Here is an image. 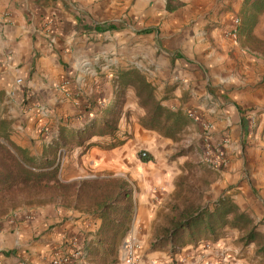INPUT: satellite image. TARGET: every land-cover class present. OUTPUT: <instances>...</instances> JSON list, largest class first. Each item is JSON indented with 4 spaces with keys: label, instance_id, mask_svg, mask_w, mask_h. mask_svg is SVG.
<instances>
[{
    "label": "crops",
    "instance_id": "1",
    "mask_svg": "<svg viewBox=\"0 0 264 264\" xmlns=\"http://www.w3.org/2000/svg\"><path fill=\"white\" fill-rule=\"evenodd\" d=\"M83 1L0 0V109L20 111L0 113V137L32 158L61 160L69 182L129 178L132 235L168 239L180 224L177 244L186 240L175 258L167 246L155 248L146 264H264V241H257L264 239L257 227L264 222V0H196L194 9H215L210 26L178 24L161 38L113 29L107 43L98 21L103 8L96 17ZM134 7L133 17L150 15ZM233 14L241 17L236 37ZM123 61L154 65L146 70L164 105L189 111L198 126L215 125L212 139L229 140L227 168L203 159L201 167L196 152L179 153L172 138L125 115L113 136L92 135L72 154H46L49 145L108 118ZM142 152L151 159H138ZM24 220L13 232L0 231V264H49L64 238L85 242L101 225L55 205Z\"/></svg>",
    "mask_w": 264,
    "mask_h": 264
},
{
    "label": "rangeland",
    "instance_id": "2",
    "mask_svg": "<svg viewBox=\"0 0 264 264\" xmlns=\"http://www.w3.org/2000/svg\"><path fill=\"white\" fill-rule=\"evenodd\" d=\"M195 1L196 0H84L83 6L84 3H86L89 8H93L92 14L96 17L98 16L96 14L97 10H100V7L103 8L101 16L99 14L98 21L100 26H102V29H104L103 36L106 38L105 43H107L113 38L111 31L113 30L111 29L112 27L116 31L126 29L128 30L130 27H134L138 31V34L149 32L161 38L176 31L178 29V24L180 25V29H184L188 26H193L194 24L199 23H206V25L210 26V24L214 23L213 17L215 9L210 7V5H206L201 9H194ZM136 3L138 5L137 8L141 7V11L145 9L150 10V15H141L137 18L133 17L135 11L134 6ZM79 4L80 2L78 5ZM97 5L99 7H97ZM186 5L188 7L183 10L182 7ZM170 7L173 8V10H171ZM231 17L233 25H235L234 22L237 19L240 20L241 24V17L238 14H233ZM93 40L94 39L90 38L89 43L93 42ZM146 65L147 68H145ZM146 65L139 63L136 65L129 64L128 61H123L119 70H115L116 73L114 82L116 87V99L113 107L110 110L118 108L120 120L124 115L129 119L135 117L144 127L145 124H148L149 126L157 124L152 119V116L157 111L163 115L159 120L161 124L167 123V111L174 114L179 113L182 117V121H185L186 124L183 129L179 131L174 138H172L178 145L176 149L179 153H184L186 151L196 152L198 155L197 160L199 165L204 167L202 161V152L205 146L204 137L206 133L204 126H198L196 123V126H194L195 120L189 111L175 110L164 105L165 100L158 96L157 86L152 82V77L147 71H155L156 67L154 65ZM134 71L143 76L147 82L151 84L152 98L150 100L146 99L147 91L145 94L140 96L139 92L141 90L139 88L134 85H125L120 81L119 76H121L123 73ZM238 71H240L239 66ZM135 76H137L135 73H131L130 77L133 79ZM161 81L163 80L161 79ZM24 98L25 102H27L26 95ZM15 99L16 94H12L9 98V102L13 103ZM158 107H163L165 112L158 110ZM0 113L3 115L16 117L17 113L20 114V111L14 109L12 112L8 113V110L4 108L2 112L0 109ZM168 124L171 123L168 122ZM76 131L77 132L68 135L65 140L69 143L66 149L70 152V154H72L76 147H78L76 144L78 139L85 137V135L82 134V129H78ZM152 131L162 135V133L158 130ZM198 134L201 136L198 137ZM1 145L7 147L16 159H21L16 151V148L14 147L15 144L12 141H4L0 137V179L8 180L5 182H0V231L13 232V229L17 224L23 223L25 221L24 219L27 214L32 212L36 213L38 209L55 205L64 210L85 213L92 218L101 221L99 230L93 235L87 233L85 242L82 238H64L62 240L60 249L61 253L59 256H65L72 260L76 259V262L73 264H125L124 244L129 239L130 235H132L130 232L131 230L124 236L121 245L118 247L116 259L115 253H111L108 245H101L99 243V239H110L114 232V228L105 230L103 229L100 231L103 225V219L100 218L99 215V205L103 204L107 200L111 204H115V202H112V200L118 196L119 186L122 181H126L130 185H128V188L133 189L129 178H117L110 174H105L106 176L98 177L96 179L69 182V179L64 175L62 176L60 171V179L63 183L75 184H71V186L68 188H58L54 185V183H49L46 186H44L45 183L39 185L34 179L26 180L25 174L23 175V173L19 171L17 162L3 147H1ZM51 148L52 146L49 145L48 149L45 150L46 154L49 151L52 152V154L54 152H59L57 149ZM141 154H138V159L142 161H148L151 159L148 152H146V157H142ZM28 157L34 159L35 163L45 162L47 159H49L45 157L32 158L30 155ZM53 158L57 159L53 156L52 159L49 160H53ZM21 178L23 181H26L22 182ZM85 181L89 183L81 185V182ZM121 206H125V203H121ZM111 215L114 220H122L123 215L120 212H112ZM257 225L258 229H264L263 221L258 222ZM53 226L54 225L51 227ZM39 237L40 233L39 236L35 238V240ZM137 240L141 246V249L138 251V264H146V255L150 253L151 250H155V245L160 246L161 242H164L165 247L167 246V251L169 252L170 250L172 258H175V256L180 253V247L182 245L181 243L186 241L180 240V244H177V242L174 243L173 240L171 242H166V240L159 238L154 240L137 238ZM257 241H264V239ZM158 249L162 248L158 247ZM79 253H82L84 258L79 257L80 260H77ZM55 255L56 254L54 253L50 257ZM173 264L179 263L178 261H175Z\"/></svg>",
    "mask_w": 264,
    "mask_h": 264
},
{
    "label": "trees",
    "instance_id": "3",
    "mask_svg": "<svg viewBox=\"0 0 264 264\" xmlns=\"http://www.w3.org/2000/svg\"><path fill=\"white\" fill-rule=\"evenodd\" d=\"M171 10L173 8L170 7ZM111 29H114L113 27ZM131 73H135L137 76H135L133 79H131ZM119 79L122 83L125 85H134L137 88H139L141 91L139 92V95L146 94V99L150 100L152 98L151 94V84L147 82V80L139 75L137 72H126L123 73L121 76H119ZM148 102V101H147ZM160 111H164L165 109L163 107L157 108ZM167 111V110H166ZM167 123L161 124L160 117L163 116L162 113H159L157 111L153 116L152 119L157 123L153 124V126H149L148 124H145V128L149 130H158L162 133L163 136L174 138L176 134L183 129L186 122L182 121V117L179 113H171L167 111ZM119 109H112L109 112L108 118L104 120L98 127L93 124L86 126L82 130V134L85 135V137L79 138L76 144L78 146L82 145L86 140L90 139L92 135H100V136H113L118 131V125H119ZM170 122L171 124H168ZM67 141H58L56 142V145L54 149H57V151H60L63 148H66L68 146ZM17 162L19 166V171L25 174L26 180L27 179H34L35 182L39 185H42L45 183L44 186L48 185L49 183H54V185L58 188H68L71 186V184L75 183H63L60 179V171H61V160L54 159L49 160L47 159L45 162H37L35 163L34 159L29 158L25 152L20 149L16 148L17 153L21 157V159H16L14 155L10 152V150L7 147H4L1 145ZM22 179V178H21ZM24 180V181H26ZM5 182L8 180L0 179V182ZM22 179V182H24ZM89 182H81V185H84ZM128 183L126 181H122L119 186V193L116 198L112 200V202H115V204H111L108 200L105 201L103 204L99 205V215L100 218L103 219V225L101 230L105 229H112L114 228L113 236L110 239H99V243L101 245L106 244L109 247V250L111 253H115V258L117 257V250L118 247L121 245L124 236L131 230L132 227V221L133 216L135 212L134 207V201H133V189L128 188ZM130 186V185H129ZM121 203H125V206H121ZM120 212L122 216L121 221L114 220L111 216V214ZM180 225V224H179ZM175 226V233L171 238L163 239L166 240V242H171L173 240L174 243L178 242L179 240L175 238L174 235H176V231L179 229L180 226ZM252 241V240H249ZM164 248L165 244L164 242H161L160 246L155 245V248ZM117 259V258H116Z\"/></svg>",
    "mask_w": 264,
    "mask_h": 264
},
{
    "label": "built area",
    "instance_id": "4",
    "mask_svg": "<svg viewBox=\"0 0 264 264\" xmlns=\"http://www.w3.org/2000/svg\"><path fill=\"white\" fill-rule=\"evenodd\" d=\"M235 25L231 31V34L236 37L238 33V27L240 25V20H235ZM19 80L18 83H21ZM194 117L193 115H191ZM205 129L204 142L205 146L203 149V161L208 165L218 168L225 169L229 165V159L226 153V147L229 144L228 139H223L221 141H214L212 139V134L215 130V125L209 122L203 123ZM146 152H142V157H146ZM141 249L140 243L134 235H130L129 239L124 244V263L125 264H138L139 257L138 251ZM72 259L65 256L54 257L49 264H73ZM154 264V263H153Z\"/></svg>",
    "mask_w": 264,
    "mask_h": 264
}]
</instances>
